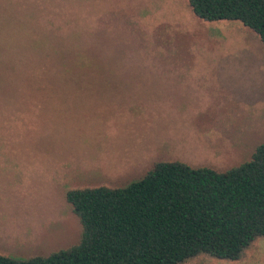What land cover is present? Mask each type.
Here are the masks:
<instances>
[{
  "label": "rangeland",
  "instance_id": "374dc122",
  "mask_svg": "<svg viewBox=\"0 0 264 264\" xmlns=\"http://www.w3.org/2000/svg\"><path fill=\"white\" fill-rule=\"evenodd\" d=\"M0 20V255L76 244L67 190L161 161L225 171L264 142V46L237 20L187 0H0ZM44 66L53 80L25 72ZM179 264H264V237Z\"/></svg>",
  "mask_w": 264,
  "mask_h": 264
},
{
  "label": "trees",
  "instance_id": "16d2710c",
  "mask_svg": "<svg viewBox=\"0 0 264 264\" xmlns=\"http://www.w3.org/2000/svg\"><path fill=\"white\" fill-rule=\"evenodd\" d=\"M187 1L203 20L241 22L264 46V0ZM25 72L54 79L45 66ZM65 198L82 227L78 242L24 260L0 255V264H179L200 253L237 260L264 237V142L225 171L161 161L126 186L70 189Z\"/></svg>",
  "mask_w": 264,
  "mask_h": 264
}]
</instances>
